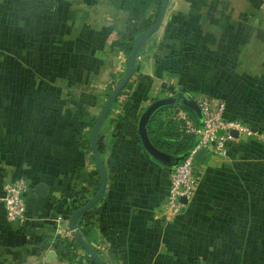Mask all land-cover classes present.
<instances>
[{"label":"crops","instance_id":"obj_1","mask_svg":"<svg viewBox=\"0 0 264 264\" xmlns=\"http://www.w3.org/2000/svg\"><path fill=\"white\" fill-rule=\"evenodd\" d=\"M159 1L0 0V184L27 182L24 219L8 221L0 200V264H74L63 256L69 192L98 179L90 121L123 71L117 30L132 39ZM178 87L221 98L225 117L264 132V0L167 1L100 124L105 188L82 236L105 264H264V141L242 135L225 155L203 154L194 192L166 214L170 167L136 122ZM176 106L146 125L171 154L184 132Z\"/></svg>","mask_w":264,"mask_h":264},{"label":"built area","instance_id":"obj_2","mask_svg":"<svg viewBox=\"0 0 264 264\" xmlns=\"http://www.w3.org/2000/svg\"><path fill=\"white\" fill-rule=\"evenodd\" d=\"M196 101L202 115L198 124H195L186 110L180 106H176L175 109V115L183 121L184 130L193 133L195 139L190 150L169 169L164 202L166 214L169 216L177 213L185 205L180 199L181 196L187 200L195 190L198 170L193 156L199 148L204 147L208 154L222 156L226 154L230 141L239 136H253L264 140L263 131L254 130L239 119L225 117L223 115L225 103L221 98L210 95L202 96ZM232 129L236 131L235 136L230 133ZM26 188L27 182L22 177H14L0 184V200L8 221L25 218Z\"/></svg>","mask_w":264,"mask_h":264},{"label":"water","instance_id":"obj_3","mask_svg":"<svg viewBox=\"0 0 264 264\" xmlns=\"http://www.w3.org/2000/svg\"><path fill=\"white\" fill-rule=\"evenodd\" d=\"M168 0H160L157 11L152 22L149 26L139 32H137L133 38L130 49L125 55V62L121 76L116 81V83L111 87L109 92L107 93L104 101L102 102L94 120L90 128L89 134V148L90 154L94 161V164L97 169V184L91 195L76 209H74L68 216H67V228L68 232L71 237L75 238L78 242L79 246L87 252V254L97 263V264H105L102 259L99 257L97 252L93 249V247L84 240L82 236V232L77 225V217L88 207L92 204L96 203L99 198L102 196L104 188H105V181H106V173L104 169V165L102 159L99 155V151L97 148V138H98V130L100 124L105 117L107 111L109 110L111 104L115 100L117 94L122 89V87L126 84L129 78L132 76L134 70V62L140 48L141 44L149 37V35L157 28L162 18L164 9L166 7ZM175 103H179L186 108L192 110L198 120H201V110L197 103V101L190 96L189 94L185 93L180 87L176 88L172 93L157 96L152 98L140 111L137 122H136V132L139 138V141L143 148L156 160L160 161L161 163L173 167L183 156L184 153L179 154H171L166 152L156 145H154L147 133V122L151 114L159 107L164 105H172ZM230 133L235 136L236 131L230 130ZM206 153V149L204 147L199 148L193 158L196 162H199L202 159L203 154ZM43 185L37 183L33 187V191L35 193H39L42 190ZM181 201L186 202L185 198L181 196Z\"/></svg>","mask_w":264,"mask_h":264},{"label":"trees","instance_id":"obj_4","mask_svg":"<svg viewBox=\"0 0 264 264\" xmlns=\"http://www.w3.org/2000/svg\"><path fill=\"white\" fill-rule=\"evenodd\" d=\"M152 22L146 21L144 24H142L138 29L137 32L147 28L149 24ZM118 35V43L120 49L123 51V53L126 55L128 50L130 49L132 39L126 38V33L123 30H117ZM110 88V87H109ZM176 105H179L180 107L187 110L194 122H198V118L194 114V112L185 106L175 103ZM174 105V104H173ZM167 106V105H164ZM158 109V108H157ZM94 118L91 119V123H93ZM179 121V120H178ZM180 145L178 146L177 150L172 151L173 154H179V153H187L190 148L192 147L194 140H193V134L191 132L185 131L181 132L180 134ZM153 141V140H152ZM151 141V142H152ZM154 143V142H152ZM155 145V143H154ZM97 148L98 151H100V146L98 144V138H97ZM171 152V151H169ZM85 179H88V182L92 183L94 187H96L97 179L91 178L89 176H85ZM92 191H90L85 186H77L70 189L69 192V201H68V214H70L74 209L79 207L90 195ZM97 203V202H96ZM96 203L92 204L90 207H88L86 210H84L78 217H77V225L80 228L81 232L84 230V225L87 223V218L92 217L96 211ZM84 219V222H82L80 226V221ZM87 242V241H86ZM63 247H64V253L63 256L70 262H74V264H97L88 254L85 252L84 249H82L75 238H64L63 239ZM93 247V246H92ZM77 248H81V254L76 252ZM93 249L97 252L98 250L93 247Z\"/></svg>","mask_w":264,"mask_h":264},{"label":"rangeland","instance_id":"obj_5","mask_svg":"<svg viewBox=\"0 0 264 264\" xmlns=\"http://www.w3.org/2000/svg\"><path fill=\"white\" fill-rule=\"evenodd\" d=\"M264 141V140H263ZM185 212H183L182 214H181V216H180V218L183 220L184 218H185ZM194 233H195V235L197 234V231H194Z\"/></svg>","mask_w":264,"mask_h":264}]
</instances>
